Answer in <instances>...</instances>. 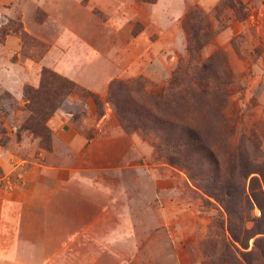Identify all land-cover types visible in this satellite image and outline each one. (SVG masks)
I'll return each mask as SVG.
<instances>
[{
    "label": "rangeland",
    "instance_id": "rangeland-1",
    "mask_svg": "<svg viewBox=\"0 0 264 264\" xmlns=\"http://www.w3.org/2000/svg\"><path fill=\"white\" fill-rule=\"evenodd\" d=\"M223 1L205 10L197 0H189L186 13L199 7L208 14L209 38L195 57L197 71L180 82L173 98L161 100L149 97L144 84L159 88L168 85L180 60L187 55L184 31V51L177 49L174 55L169 54L164 70L161 65L150 67L153 79L143 75L114 79L107 83L104 95H100L59 74L52 65L42 67L38 86L29 83L27 74L32 72L27 59L39 62L51 51L56 18L49 20L46 15H37V24L45 23L48 28L29 33L21 14H4L0 8V69L11 87L7 89L0 82V151L15 166L27 157V166H33L30 161H37L42 170L55 168L46 171L48 183L52 180L60 185L96 188L79 194L85 204L81 217H87L91 207L100 213L94 224L81 226L83 241L90 244L81 246V257L94 251L97 264H202L200 248L209 226L215 219L225 218L219 203L197 189L190 178L191 174L203 175L204 171L191 160L185 169L172 166L168 154L158 147L163 133L134 129L136 113L148 116L149 127L152 122L159 125L161 121L195 131L207 153L216 154L222 162L226 178L232 177L238 186V178L247 175L245 189L254 206L252 216H261L250 189L251 182L257 179L252 183L256 186L253 193L264 206V0H239L243 7L241 14H248L244 20L230 9L215 17V9ZM100 19H96L97 25ZM141 28L139 24L134 31L138 33ZM9 35L21 39L18 52L7 45ZM205 67L208 72L204 73ZM43 69L54 71L98 97L97 103L74 93L63 99L50 115L37 117L35 123L41 127L46 124L51 132L50 139L44 141L27 131L32 116L25 98L27 88H40ZM114 81L128 84L116 96L121 118L108 100ZM16 89L21 91L20 98L14 94ZM62 111L69 115L76 135L90 140L87 144L74 148L73 136L55 137L49 121ZM205 164L208 167L207 161ZM57 196H62L66 203L65 216L71 215L72 193ZM104 216L105 219H99ZM119 236L118 245L115 240ZM252 245L253 240L251 248Z\"/></svg>",
    "mask_w": 264,
    "mask_h": 264
},
{
    "label": "crops",
    "instance_id": "crops-1",
    "mask_svg": "<svg viewBox=\"0 0 264 264\" xmlns=\"http://www.w3.org/2000/svg\"><path fill=\"white\" fill-rule=\"evenodd\" d=\"M219 1L197 0V4L210 10ZM189 3V0H157L155 4L142 0H0V8L4 14H21L29 33L48 28L45 23L37 24V15H46L49 20L56 18L51 51L39 62L27 59L32 72L27 74L29 83L38 86L42 67L52 65L59 74L104 95L109 81L141 75L153 79L150 67L161 65L164 70L169 54L174 55L177 49L184 51L186 40L181 22ZM97 18H101L98 25ZM139 24L142 28L135 35L134 29ZM40 37L46 40L45 36ZM6 43L15 52L22 46L15 35H9ZM83 66L89 68L84 70ZM6 79L0 69V82L10 89ZM14 94L20 98V89ZM67 116L64 111L57 113L49 126L55 137L73 136L71 145L80 148L90 140L76 135ZM5 154L0 151V264H97L94 251L81 257V246L90 247L89 241H83L81 226L94 224L100 213L91 207V211L87 208L88 216L81 217L85 204L79 196L96 188L60 185L52 180L48 183L46 173L55 168L42 170L37 161H30L33 166H27V157L15 166ZM41 174L45 175L43 179ZM65 192L72 193L74 200L69 209L71 215L66 216L63 213L66 203L62 196H57ZM115 241L119 245L121 237Z\"/></svg>",
    "mask_w": 264,
    "mask_h": 264
},
{
    "label": "trees",
    "instance_id": "trees-1",
    "mask_svg": "<svg viewBox=\"0 0 264 264\" xmlns=\"http://www.w3.org/2000/svg\"><path fill=\"white\" fill-rule=\"evenodd\" d=\"M142 1L146 4L157 2V0ZM226 9H230L242 20L248 16L247 13L241 14L243 7L239 0H224L216 7L215 17ZM182 28L187 40V55L180 60L166 87L159 88L147 82L144 84V92L149 97L160 100L168 97L173 98L172 95L178 90L180 82L190 72H196L198 69L194 61L196 55L203 48V44L209 38L210 20L208 14L199 7L192 8L186 13L182 21ZM134 34H137L136 30ZM202 70L204 73L208 72L206 67ZM127 85L125 82L114 81L109 88L108 100L114 106L119 117L121 116V107L116 96L119 92L126 90ZM74 93L81 98L98 101V97L93 93L81 89L54 71L43 69L40 88L25 90L27 108L32 116L26 126L27 131L41 137L42 141L49 140L50 130L46 124L42 127L36 124L37 117L50 115L59 107L63 99ZM40 106L42 107L40 108ZM136 114L134 129L145 132L151 129L163 133L158 147L168 154V161L172 166L185 169L186 163L191 160L195 167L204 171L203 175L199 172L192 175L190 172V178L197 189L219 203L222 209L220 213L223 216L225 214V218L219 217L209 226L208 236L200 248L204 257L202 264H264V206L253 193L256 186L252 185L257 182V179L251 182L250 190L253 191V200L261 209V216L253 217L254 206L245 189L247 175L240 176L236 182L238 186H236L232 177H225L226 172L218 156L214 153H207L205 144L195 131L180 124L162 123L161 121L159 125L152 122L153 126L149 127L147 126L148 116ZM121 122L123 123L122 119ZM127 128L128 126H126ZM206 161L208 167H206ZM208 203L211 204L209 200ZM251 240H253L252 248Z\"/></svg>",
    "mask_w": 264,
    "mask_h": 264
}]
</instances>
